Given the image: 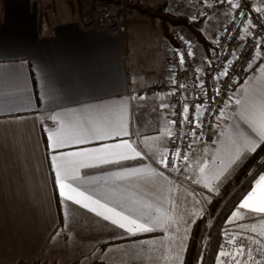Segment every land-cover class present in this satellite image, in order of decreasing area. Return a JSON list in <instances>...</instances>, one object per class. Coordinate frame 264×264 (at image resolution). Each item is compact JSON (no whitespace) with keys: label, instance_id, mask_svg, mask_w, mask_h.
I'll return each mask as SVG.
<instances>
[{"label":"crops","instance_id":"1","mask_svg":"<svg viewBox=\"0 0 264 264\" xmlns=\"http://www.w3.org/2000/svg\"><path fill=\"white\" fill-rule=\"evenodd\" d=\"M142 1L166 3L174 14L185 9L175 0ZM62 19L48 12L41 18L38 0H0V262L182 264L193 222L258 147L244 140L264 131V55L216 121L214 141L196 142L188 161L171 168L164 158L173 108L160 107L170 104L156 87L170 76L173 44L160 22L127 13L126 31L114 34L76 17ZM236 99L243 118H234L241 107ZM50 145H66L57 153L69 155L54 165ZM237 146L246 154L229 164ZM120 154L130 159L99 164ZM57 166L62 176L79 169L81 177L79 187L64 181L63 197ZM132 169L141 171L132 175ZM261 201L264 183L252 203ZM246 221L237 218L232 227ZM257 223L264 243V221ZM141 225L152 230L139 231Z\"/></svg>","mask_w":264,"mask_h":264},{"label":"built area","instance_id":"2","mask_svg":"<svg viewBox=\"0 0 264 264\" xmlns=\"http://www.w3.org/2000/svg\"><path fill=\"white\" fill-rule=\"evenodd\" d=\"M185 5L189 0H176ZM217 3L221 0H214ZM239 7L233 9L231 19L226 24L214 45L213 56L204 64L195 61L191 43L182 36L175 37L170 52V76L156 87V91L173 108L175 124L171 125L170 140L165 153V164L171 168L184 165L183 156L190 155L188 145L192 142L190 132L195 130L202 137L196 142L207 144L214 140L217 116L225 111L231 94L245 80L259 53L264 50V0H231ZM117 6L103 9L99 25L110 33H124L126 23L117 14ZM205 14L191 15L190 23H197ZM195 17V19H193ZM251 21V24L249 23ZM258 41L260 42L258 44ZM191 52V55H189ZM178 53L184 54V63H178ZM227 70V75L221 73ZM180 85H184L183 88ZM219 90V95H216ZM187 105L188 111L183 109ZM196 106L200 111L196 112ZM199 119L202 127L184 122ZM179 151L180 158L173 166V153Z\"/></svg>","mask_w":264,"mask_h":264},{"label":"trees","instance_id":"3","mask_svg":"<svg viewBox=\"0 0 264 264\" xmlns=\"http://www.w3.org/2000/svg\"><path fill=\"white\" fill-rule=\"evenodd\" d=\"M79 5L89 1L93 7L105 2L119 0H75ZM73 4V0H70ZM45 7L41 5V18L47 16ZM123 10L138 12L151 20H158L164 36L175 43L173 27L187 29L204 48L210 46L208 39L197 27V23H190L183 14H174L167 9L166 3L153 5L142 0H125ZM264 174V143L249 153L240 165L232 172L229 178L216 190L210 198L202 214L195 219L187 240L182 264H216L219 247L224 243V232L227 229L226 221L230 218L234 206L240 201L243 194L254 186L260 175ZM18 264H59L40 257L23 260ZM65 264H104L100 261L78 262Z\"/></svg>","mask_w":264,"mask_h":264},{"label":"snow or ice","instance_id":"4","mask_svg":"<svg viewBox=\"0 0 264 264\" xmlns=\"http://www.w3.org/2000/svg\"><path fill=\"white\" fill-rule=\"evenodd\" d=\"M221 2H228L231 4V6L233 8L239 7L238 4L235 3H231V0H221ZM193 19H195V17H193ZM249 23L251 24V21H249ZM260 42L258 41V44ZM178 63L180 65H183L184 63V54L183 53H178ZM189 55H191V52H189ZM221 77L224 75H227V70L225 69L224 72H222ZM181 88L184 87V85H180ZM219 90H217L216 95H219ZM140 99H144L143 96L140 97ZM231 100V98H230ZM234 103L240 107V110L236 112L235 117L234 118H243V112H244V107L241 104V100L240 99H236L234 101ZM160 107L162 109L165 108H170L171 105L168 104H164L162 103L160 105ZM196 112L198 113L200 111V107L196 106ZM188 111V107L187 105H185L183 112H187ZM225 116V113L223 111L220 112V114L217 116V120H221L223 117ZM52 119L54 121L57 122V124H59V121L57 120L56 116H53ZM184 122L190 123L194 125V128H200L202 127V122L199 121V119L193 120V121H189L187 119V117H184ZM170 123L175 124V121H170ZM250 126H251V122H250ZM219 127V125H218ZM234 130H235V126ZM255 131V129H254ZM238 136L240 135V133L237 131L236 133ZM119 135V133H118ZM123 135L127 136L128 132L127 130L123 131ZM192 139V142L188 145L189 148H191L193 146V144L196 143L197 140H199L202 137V133L200 134V136L197 135V132L195 130H192L190 132ZM257 140H251L250 138L248 140H244V144L245 146H248L250 144H255L256 146H259L260 143H264V131H259L257 133ZM103 138V137H101ZM61 146H66V145H50V150L54 153V155H52L51 159L53 161V164L55 165V162L59 159H61L62 157L69 155V154H65V153H57V149ZM126 146L128 147V149L132 150L135 152V156L136 157H141V151H137L136 149L132 148L131 144H127L126 142ZM118 147V145H117ZM255 147L251 148V151H255ZM92 151L94 152H98V151H103V149H93ZM167 152V150H165ZM246 153L242 152L239 148V146H237L234 149V154L232 156V158L229 160V164H235L237 163L243 155H245ZM180 158V152L176 151L173 153V159H172V164L173 166L176 165V159ZM130 159L129 156L124 155V154H120L119 159L118 160H109L106 158H99V164H109V163H116V164H120L125 160ZM188 156L187 154H185L183 156V161L187 162L188 161ZM161 163H164V160L162 159L160 161ZM213 163H215V161H213ZM97 165H88V164H82L81 167H94ZM165 166H167V164H165ZM57 166V171H56V183L59 185L60 187V195L61 197L64 196V192L63 189L65 187L64 181H67L69 185H77V187H79V181L81 180L80 174H79V169H76L74 171L73 174L71 175H61L60 171L58 170ZM187 167V164H186ZM227 168V165L225 166V170ZM179 170V169H177ZM204 169L201 168V171H203ZM139 171H141V169H132L130 174L134 175L136 173H138ZM264 183V175H260L259 179L256 180V186H249V190L246 191L245 194L242 195L240 201L237 203V205L234 206V210L231 213V217L226 221L227 224H236L237 223V218L238 219H252L255 221H264V201H261L259 204H254L252 203V201L254 200L255 196H256V189L257 187L261 184ZM211 191V189H210ZM81 195H83V193H81ZM68 200H71L72 197L68 196L67 197ZM76 203H80V201H76ZM85 207H87V205H84ZM93 211H95L93 209ZM98 215H101L100 213H98ZM105 219H108V217H104ZM113 223H116L115 221H113ZM239 227V225H237ZM120 228H124L125 225L120 224L119 225ZM139 231L142 232H147V231H151L152 229L149 227H144L143 225L139 226ZM129 232H132V229L129 228L128 229ZM133 234L135 235L136 233L133 232ZM257 245V247L255 249H253L252 247H250L249 245L245 244L243 241L237 243V234H235L234 232H230L228 229H225L224 232V243L220 245L219 247V252H218V257H217V264H264V256L261 257V259H256L254 256V253H260V252H264V245H261L260 240L256 239V237H252L251 238ZM234 245V247L230 248L229 246Z\"/></svg>","mask_w":264,"mask_h":264},{"label":"rangeland","instance_id":"5","mask_svg":"<svg viewBox=\"0 0 264 264\" xmlns=\"http://www.w3.org/2000/svg\"><path fill=\"white\" fill-rule=\"evenodd\" d=\"M38 1L41 5H43L46 8L45 11L48 12L49 14L57 13V17L59 19L76 17L81 19V21L84 22L85 24H92L98 26H100L99 21L101 19V16L103 15V9H105L106 7L117 6L118 7L116 9L117 14L123 17L124 20H126L125 18L127 16V13L128 14L133 13V12H126L125 10H123V6L125 5V0L105 2L95 7H93L89 1L88 2L83 1L80 5L75 0H73V4H71L70 0H38ZM201 1L203 4L202 6H200L199 4H193L194 3L193 0H189L188 3L184 5L185 9L183 11V15L190 17L191 15L199 16L200 14H205V16L199 19V21L197 22V27L203 32L204 36L208 39L210 43L209 47L204 48L200 43H198L195 40L194 36L184 27H180V28L173 27L174 35H175L174 37H176L177 35L182 36L191 43L194 58L198 64H204L213 56L215 42L220 36L223 29L225 28L228 21L231 19L234 9L230 3H224V4L217 3L214 0H201ZM175 3L177 4L176 0ZM153 5H157V4H153ZM222 7L223 10H220ZM172 44L174 45L175 43L173 42ZM259 54L264 55V50H262ZM251 74H249V76L245 80H247L251 76ZM240 88H241L240 84L236 86L231 96H233V93L238 95L240 92ZM236 227L233 228L232 224H227V229L230 232H234L235 234H237V241H236L237 243L243 241L245 244L255 249L257 245L251 238L256 237V239L260 240L261 245H264V243L262 242L263 238L261 234L262 227L260 223L259 224L257 223V221L247 219V221L244 222V224H241V226L237 227L240 230H237ZM177 236L179 238L185 239L184 234H179V235L177 234ZM229 247L232 248L234 247V245ZM254 256L256 259L259 260L261 259L262 256H264V252L254 253ZM168 261L169 260H166L165 263L167 264ZM0 264H18V263L17 261H13V262H0ZM59 264H65V263H59Z\"/></svg>","mask_w":264,"mask_h":264}]
</instances>
